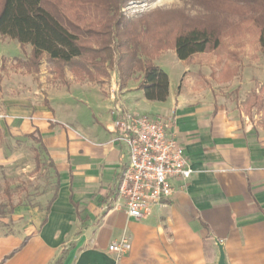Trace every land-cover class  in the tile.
Listing matches in <instances>:
<instances>
[{
  "label": "crops",
  "instance_id": "crops-1",
  "mask_svg": "<svg viewBox=\"0 0 264 264\" xmlns=\"http://www.w3.org/2000/svg\"><path fill=\"white\" fill-rule=\"evenodd\" d=\"M13 41L17 53L0 50V168L21 158L23 141L39 137L59 188L49 210L53 194L36 207H15L14 222L26 233L0 237L7 242L0 262L18 249L2 264H55L64 248L62 264H217L216 239L227 264H264V53L258 42L188 61L174 50L162 52L155 63L169 75V93L165 101H150L139 88L140 74L121 88L116 70L97 83L72 74L50 81L43 67L38 73L11 69V61L31 53L30 45L23 50L0 34L1 47ZM166 57L183 65L174 82L162 65ZM254 93L263 96L260 111L249 108ZM119 106L153 117L173 113L171 134L194 170L188 180L173 178L174 194L141 220L114 200L129 159L112 140ZM122 237L132 248L116 262L108 248Z\"/></svg>",
  "mask_w": 264,
  "mask_h": 264
},
{
  "label": "trees",
  "instance_id": "trees-1",
  "mask_svg": "<svg viewBox=\"0 0 264 264\" xmlns=\"http://www.w3.org/2000/svg\"><path fill=\"white\" fill-rule=\"evenodd\" d=\"M128 1L0 0V34L17 40L23 50L31 46L27 60L16 59L28 72H39L46 59L63 77L68 70L78 79L103 83L116 70L121 88L140 74L139 88L150 101L168 97L169 75L155 63L165 50L188 61L250 34L264 53V0H190L201 12L157 8L134 17L122 12ZM262 97L254 93L250 107ZM33 138L43 147L41 138ZM66 254L64 248L55 264Z\"/></svg>",
  "mask_w": 264,
  "mask_h": 264
},
{
  "label": "built area",
  "instance_id": "built-area-1",
  "mask_svg": "<svg viewBox=\"0 0 264 264\" xmlns=\"http://www.w3.org/2000/svg\"><path fill=\"white\" fill-rule=\"evenodd\" d=\"M113 142L128 152L117 188L118 201L127 216L141 220L150 209L170 198L173 178L188 180L194 170L183 145L171 134L170 116L135 114L120 106L113 109ZM132 248L128 237L111 242L109 252L116 262Z\"/></svg>",
  "mask_w": 264,
  "mask_h": 264
},
{
  "label": "rangeland",
  "instance_id": "rangeland-1",
  "mask_svg": "<svg viewBox=\"0 0 264 264\" xmlns=\"http://www.w3.org/2000/svg\"><path fill=\"white\" fill-rule=\"evenodd\" d=\"M157 8L183 9L191 15L201 12V8L190 0H130L122 9V12L128 17H134ZM244 42H246V44H250V48H253L255 42H258L257 36L247 34L240 39L232 42L230 41L221 53H225L226 50H231V46L233 48L243 46ZM16 44V41L10 42L2 47L0 46V50L3 49L8 53L15 54L18 51ZM27 59L28 57H23L21 60L25 61ZM162 65L166 70L171 72L173 82L177 79V77H179L181 71L180 68L183 66L180 65L178 61H174L170 57H166V60L163 61ZM8 67L11 69H19L22 68V64L16 61H11ZM41 67H43L42 69L44 70L47 69L49 74H51L47 76L48 80L54 82H65L67 78L66 75L72 74L67 70L65 77H63L58 72L57 68L50 64L46 59L43 60ZM22 71H25V68H22ZM113 75L114 73L112 74L111 79H113ZM252 95L253 94H251L248 98L249 102H252L253 100ZM230 98L234 101L237 99L233 93L230 94ZM236 103H238L237 100ZM249 106H251V104H249ZM259 107L260 106L258 105V107H255L254 110L258 111ZM261 110V112H263L264 107ZM261 118L264 122V115ZM22 149L25 150V153L17 162L0 168V237L26 233L25 231L18 229L20 226L14 222L13 218L15 217V207L22 203L36 207L42 202H45L44 198L47 194L54 195L59 186V173L53 167L51 159L45 154L44 148L33 138L31 141H23ZM36 154H38L40 158L38 166L35 157ZM114 200L117 201L118 196ZM99 217L100 214L96 216V222H98ZM58 237H60V235ZM5 247H7V242L4 240L0 241V249L2 250Z\"/></svg>",
  "mask_w": 264,
  "mask_h": 264
},
{
  "label": "water",
  "instance_id": "water-1",
  "mask_svg": "<svg viewBox=\"0 0 264 264\" xmlns=\"http://www.w3.org/2000/svg\"><path fill=\"white\" fill-rule=\"evenodd\" d=\"M215 241L219 250V259L217 264H227L223 244L218 239H216Z\"/></svg>",
  "mask_w": 264,
  "mask_h": 264
}]
</instances>
